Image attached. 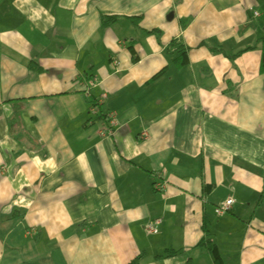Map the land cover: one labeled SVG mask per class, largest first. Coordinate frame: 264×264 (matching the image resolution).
I'll list each match as a JSON object with an SVG mask.
<instances>
[{
  "label": "crops",
  "instance_id": "1",
  "mask_svg": "<svg viewBox=\"0 0 264 264\" xmlns=\"http://www.w3.org/2000/svg\"><path fill=\"white\" fill-rule=\"evenodd\" d=\"M263 32L264 0H0V264H264Z\"/></svg>",
  "mask_w": 264,
  "mask_h": 264
},
{
  "label": "built area",
  "instance_id": "2",
  "mask_svg": "<svg viewBox=\"0 0 264 264\" xmlns=\"http://www.w3.org/2000/svg\"><path fill=\"white\" fill-rule=\"evenodd\" d=\"M255 13L257 14V12H255ZM92 86H93V81L92 80H89L88 82L85 83L83 88H84V92L87 95L90 93V89H91ZM100 100H101V98H100ZM115 117L116 116H115L114 112H110L109 119H108L109 127H108V129L106 131L107 133H111V130H112L111 127L115 123ZM156 185H158V184H156ZM232 201H233L232 198H228L223 203H221L220 205L215 206V208H214L215 212L223 213V212L227 211L230 208V205H231ZM159 222H160V219L156 218L152 224H149V225L146 226L147 231L156 232L157 231V224Z\"/></svg>",
  "mask_w": 264,
  "mask_h": 264
},
{
  "label": "trees",
  "instance_id": "3",
  "mask_svg": "<svg viewBox=\"0 0 264 264\" xmlns=\"http://www.w3.org/2000/svg\"><path fill=\"white\" fill-rule=\"evenodd\" d=\"M260 43H261V55H260L259 68H260V71L264 72V32L260 38ZM203 243L207 245V248L214 254L215 259L217 260L219 256H218L215 246L209 243V240L201 239L199 241V244H203ZM136 261H137V258H134L133 260L129 261L127 264H134Z\"/></svg>",
  "mask_w": 264,
  "mask_h": 264
}]
</instances>
